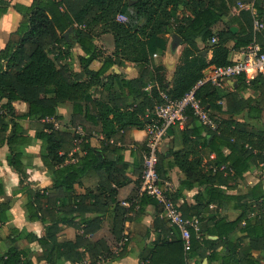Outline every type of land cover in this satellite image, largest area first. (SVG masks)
<instances>
[{"label": "trees", "instance_id": "obj_1", "mask_svg": "<svg viewBox=\"0 0 264 264\" xmlns=\"http://www.w3.org/2000/svg\"><path fill=\"white\" fill-rule=\"evenodd\" d=\"M239 1L252 2L264 23L262 0H32L30 5H12L20 13L21 21L14 33L16 38L0 50V101L5 100L0 106L3 109L0 113V147L7 146V164L18 173L22 183L25 177L23 147L30 141L24 134V120L29 121L35 130L34 137L41 141L40 159L50 173L52 186L30 194L26 204V219L40 221L45 229L42 237L26 235L29 242L36 241L41 248L42 253L36 261L85 264L87 258V264H95L106 253L87 236L100 229V216L111 205L115 210L113 235L117 241L123 239L125 209L117 202L116 193L128 180L124 173L127 164L119 155L115 160L108 159L104 152L109 147L104 142L111 139L114 143L124 142L122 137L128 128L143 129L142 119L138 121L136 114L142 117L146 108L158 103L159 91H165L173 98L183 97L208 72L231 64V50L239 51L253 42L252 15L248 10L239 12L242 27L236 33L229 25L213 30L222 17H229ZM9 6L8 1L0 0V17ZM125 6L132 8L133 13L128 21H118L116 16ZM175 13L182 16L178 28L172 31L170 19ZM232 21L233 15L229 17V22ZM74 24L76 42L84 54L79 57L80 71L62 62L69 48L65 32ZM97 29L113 35L115 51L104 57L101 67L93 71L90 64L102 56L94 43ZM162 33L178 34L184 44L170 87L166 86L168 81L163 65L150 67V56L154 51L148 38ZM213 37L217 40L211 43ZM228 42H232L230 47ZM205 51L211 52L209 59ZM121 60L143 67L140 79H120L126 94L138 100L130 114L115 113V105L126 98L113 87L111 75L102 78ZM149 79L155 84L145 91ZM99 86L102 89L96 98L93 92ZM247 88L256 91L260 100L241 97L240 92ZM195 94L202 105L208 109L216 106L228 117L216 119L211 114L217 128L209 130L189 112L184 128L171 129L173 139L168 149L169 157L159 152L157 171L162 179L169 178L168 171L173 167L183 173L178 188L170 197L184 218L199 217V235L191 231L190 249L186 251L178 230L159 217V205L143 193L138 206H155L153 225L159 231V237L149 251L143 252L140 260L144 264H187L186 255L195 253L207 264H264V193L258 185L244 193H230L253 166L261 164L264 168V127H256L239 118L243 112L251 118L259 117L261 106L264 107V73H258L249 81L239 74L231 80L229 90L205 82L196 88ZM17 101L27 104L25 113L15 112L13 103ZM66 102L72 105L69 126H56L62 119L58 104ZM109 113L120 118L109 120ZM78 129L81 135L77 133ZM94 132L104 136L98 140L99 149L90 142ZM79 138L81 141L76 143ZM177 141L180 147L174 148ZM203 150L208 156L213 155L206 162L203 161ZM71 158L75 161H67ZM222 164L231 168L232 174L213 173L209 169V166ZM89 171L98 176L96 191L90 189L91 195H78L64 206L65 194L72 191ZM139 173L141 171L136 175ZM194 188L198 190L192 196L194 203L190 204L185 193ZM10 205L11 197L0 181V223L9 219ZM210 205L220 211H238V215L234 219L214 213L207 217ZM77 212L96 215L84 217L77 224L73 221ZM47 219L51 221L47 222ZM60 225L73 226L79 233L73 240L61 239ZM21 235L22 231L16 228L0 226V264H35L29 248L18 249L14 245ZM245 242L248 247L241 250L240 245ZM125 245L109 257L122 258L126 254Z\"/></svg>", "mask_w": 264, "mask_h": 264}, {"label": "crops", "instance_id": "obj_2", "mask_svg": "<svg viewBox=\"0 0 264 264\" xmlns=\"http://www.w3.org/2000/svg\"><path fill=\"white\" fill-rule=\"evenodd\" d=\"M10 3V6L7 8L6 12L0 17V50L5 46V44L9 40H13L16 38L14 35L18 25L21 21V15L18 13L12 5L21 4V5H30L32 0H6ZM263 6H264V0ZM255 9V8H254ZM127 10H132V8H128ZM241 10L236 8H232V13L229 17L233 15L232 23L229 22V17H222L221 20L213 26V30L217 31L223 29L227 24L230 28L232 26L236 27V33L239 28L242 27V20L239 17V12ZM256 11V9H255ZM257 13V12H256ZM182 15V14H181ZM118 18H120L124 22L126 20V16L119 12ZM76 24L71 27V30H67L65 35L69 40V48L68 54L66 58L62 61L67 63L73 70L80 71L79 57L84 55L81 51L79 45L76 42V35L74 32V28ZM255 44L262 50H264V32L261 30L256 33L253 38ZM94 43L97 46V49L100 51L101 55L99 58L94 60L89 68L93 71L98 70L101 67V61L106 56H111L115 51V42L113 35L111 33H101L98 32L94 37ZM232 42H228L227 46H231ZM156 54V56H153ZM207 58L211 57V52L206 53ZM241 57L240 51L231 50L230 59L236 60ZM180 51L177 49L171 48V52L166 53L162 52V54H158L156 52L152 53L150 56V67L154 68L156 65L161 64L165 68V77L168 81L166 86H171V81L174 75V71L176 66L179 63ZM143 71V67L136 63L121 60L119 63L111 66L102 76L106 77L111 75L113 80V87L116 89L117 93L121 91V97L126 98V101H121L116 104L113 108L115 113H128L130 114L133 111V108L138 103L137 98L130 96L122 88L120 79H140L141 73ZM86 79L87 76H84ZM155 84L154 81L149 79L144 87L145 91H148L150 87ZM224 90L231 89V80H227L223 82L221 87ZM102 87L99 86L94 90L93 96L98 98L100 96V91ZM241 97H252L255 100H260L259 95L256 91L251 88H247L240 92ZM5 100L0 101V106L4 103ZM106 103V102H105ZM109 104V103H108ZM15 112L18 114L25 113L27 111V104L21 101H17L13 103ZM126 106V108H123ZM262 111L257 118H251L249 115L244 112L240 114V120H247L254 124L256 127H264V107L261 106ZM3 112V109L0 108V113ZM58 112L62 116V119L56 123V126L62 127L69 126V121L72 113V105L69 102L58 104ZM222 117H228V115H222ZM107 118L110 120H116V118H120L119 115L115 116L113 113H109ZM136 119L141 122V115L136 114ZM8 122V120L6 119ZM24 134L30 137V141L23 147V157H24V171L25 177L20 182V177L18 173L7 164L6 158L8 155V148L6 145L0 147V181L4 186V189L11 197V207L9 210V219L6 222L0 223V226L4 229H12L16 228L22 231V235L14 245L18 249L29 248L31 250V255L35 264H46L44 260L36 259L40 257L42 251L36 241L29 242L27 240L26 235H35L36 237H42L45 234V229L43 224L40 221H29L26 219L28 212L26 208V204L28 201V197L30 194H33L35 191H42L44 188H50L52 186V180L49 171L42 164L40 159V145L41 141L34 137L35 130L31 128V124L29 121L24 120ZM114 128L117 129L118 125L116 121H114ZM103 133H93L92 139H90L91 145L93 147L100 148L98 140L103 139ZM173 139V132L168 131L165 136L161 146L160 152L165 153L166 157H169L168 149L171 145V141ZM124 142L118 141L114 143L113 140H109L104 142L108 145V150H106L104 155L110 160H115L117 155L122 156L123 160L127 164L124 168V173L128 180L123 182L122 185L117 189L116 200L121 207L125 209V221L123 223V238L126 240L122 242V240L117 241L113 235V219L115 216L114 205L109 206L107 212L100 216L101 224L100 229L96 231L94 234L88 235L87 237L91 242H97L103 251L106 253L105 256L100 257L99 260L96 261L95 264H144L140 260V256L146 251H149L152 248L153 243L159 237V231L154 228L153 222L156 217V208L154 205L146 204L142 208H139L138 201L140 199V173L141 171V152L145 145L146 137L142 127L139 128H128V132L126 135L122 137ZM180 147V143L177 141L174 148ZM118 148V150H114ZM75 151L78 152L79 149L75 148ZM203 161L206 162L208 158V153L203 150ZM67 161H75V158L68 159ZM169 179L173 181L175 189L179 186V180L183 177V173L177 168L173 167L168 171ZM259 186V190L264 193V168L261 164L253 166L250 170H248L243 179L239 180L236 188L230 190V193H244L245 191L251 189L253 186ZM98 188V176L89 171L85 176H83L81 182L79 184H75L72 191L65 194L62 204L68 205L74 199V197L78 195H91L89 190L96 191ZM198 188H194L193 190L186 192L187 202L192 204L194 200L192 196L197 192ZM88 201V200H87ZM123 202H126L127 205H123ZM137 203V204H136ZM209 212L206 214L207 217L211 215V209H214L218 216H227L229 219H234L238 215V211L228 210V211H220L216 210L214 207H208ZM57 213V212H56ZM96 214L88 213V212H77L75 213L74 222L77 224L81 223L84 217H92ZM50 219H47V222H50ZM59 237L62 239L73 240L75 236L79 233V230L69 225H60ZM126 243V254L122 258L112 259L109 256L110 254L117 253L123 244ZM247 244L242 243L240 245L241 250L247 249ZM187 264H207L205 259L200 258L195 253H188L186 255ZM85 264L88 263V259L86 258L84 261ZM65 264H72L70 262H66ZM77 264V263H75ZM82 264V263H79ZM213 264H220L218 262H214Z\"/></svg>", "mask_w": 264, "mask_h": 264}, {"label": "built area", "instance_id": "obj_3", "mask_svg": "<svg viewBox=\"0 0 264 264\" xmlns=\"http://www.w3.org/2000/svg\"><path fill=\"white\" fill-rule=\"evenodd\" d=\"M236 8L250 11L254 38L256 33L264 28V23L258 17L253 3L239 1L236 3ZM117 20L122 21L118 17ZM216 40L217 38L213 37L211 43ZM239 51L240 58L233 60L229 65L214 68L208 72L183 97L173 98L167 92L159 91L160 101L152 107L146 108L141 117L146 141L141 152L140 193L152 197L157 202L160 207L159 217L166 219L170 226L178 230L186 251L190 249L191 231H194L197 236L199 235V217L184 218L177 205L172 201L170 194L175 191L174 183L169 178L162 179L157 171L160 146L168 131H171L172 128L182 129L186 126L189 112L207 129L215 130L217 128V122L211 117L210 110L202 105L196 97L195 91L199 85L208 82L212 86L222 87L223 82L232 80L239 74H243L245 80L249 81L258 73H264V50L260 49L254 41ZM77 133L82 134L80 129ZM80 141L81 138L76 140V143ZM212 157V154L208 156L209 159ZM209 169L213 173L219 171L224 175L233 172L225 164L219 167L209 166ZM123 205L128 206L126 202H123ZM209 207H213V205ZM124 241L126 240L123 238L122 242Z\"/></svg>", "mask_w": 264, "mask_h": 264}, {"label": "rangeland", "instance_id": "obj_4", "mask_svg": "<svg viewBox=\"0 0 264 264\" xmlns=\"http://www.w3.org/2000/svg\"><path fill=\"white\" fill-rule=\"evenodd\" d=\"M129 7L125 6L123 8L122 14H124L126 16V20H124V22L128 21L131 13H133V10H127ZM181 13L178 14H174L172 16V18L170 19V23H171V27H172V31H175L179 24H180V20H181ZM118 15L116 16L117 19ZM227 26V24H225ZM174 33H162L156 36H152L150 38H148V42L150 47L152 48V50L158 54H162V52H166L169 53L171 52V42H172V35ZM184 44L182 43L181 45H178L175 48V51L178 49L180 52L183 48ZM155 49V50H154ZM205 53V52H204ZM207 57V55H206ZM210 113L216 118V119H221L222 115L218 108L216 106H210ZM215 210L211 209V213H214ZM216 214V213H214ZM217 215V214H216ZM111 255V254H110Z\"/></svg>", "mask_w": 264, "mask_h": 264}, {"label": "water", "instance_id": "obj_5", "mask_svg": "<svg viewBox=\"0 0 264 264\" xmlns=\"http://www.w3.org/2000/svg\"><path fill=\"white\" fill-rule=\"evenodd\" d=\"M69 30H71V28ZM230 30L234 33L236 31V27L235 26H232L230 28ZM182 43H183V40H182V38L178 34H173L172 35V42H171V48L172 49H175L178 45H181ZM204 54L206 55V51H205Z\"/></svg>", "mask_w": 264, "mask_h": 264}]
</instances>
